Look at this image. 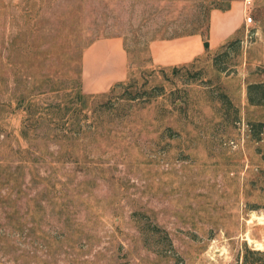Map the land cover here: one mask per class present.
Wrapping results in <instances>:
<instances>
[{
	"label": "rangeland",
	"instance_id": "1",
	"mask_svg": "<svg viewBox=\"0 0 264 264\" xmlns=\"http://www.w3.org/2000/svg\"><path fill=\"white\" fill-rule=\"evenodd\" d=\"M233 2L243 23L223 45L150 64L151 39L205 33ZM106 36L122 39L127 78L86 93L82 51ZM252 82L264 0H0V264H243L246 247L264 251Z\"/></svg>",
	"mask_w": 264,
	"mask_h": 264
},
{
	"label": "crops",
	"instance_id": "2",
	"mask_svg": "<svg viewBox=\"0 0 264 264\" xmlns=\"http://www.w3.org/2000/svg\"><path fill=\"white\" fill-rule=\"evenodd\" d=\"M244 7L233 3L226 9L213 8L208 16V47L223 45L236 35L243 23ZM201 33L194 32L148 42L150 64L157 67H179L192 63L205 52ZM81 86L86 93L108 91L127 78L128 56L118 36L92 41L81 54Z\"/></svg>",
	"mask_w": 264,
	"mask_h": 264
},
{
	"label": "trees",
	"instance_id": "3",
	"mask_svg": "<svg viewBox=\"0 0 264 264\" xmlns=\"http://www.w3.org/2000/svg\"><path fill=\"white\" fill-rule=\"evenodd\" d=\"M208 27L207 25L206 32L201 33L204 40L205 49L208 48ZM198 32L196 30L191 31L190 33ZM189 34V33H188ZM239 39L231 40L225 45V50L222 52L223 54H228L230 51V47L233 44H238ZM247 100L250 104L254 105H264V82H252L247 85ZM250 130H252L257 138H259V134L264 130V122H250L249 123ZM264 257V251L260 250H252L249 248H245L243 255V264H256L261 258Z\"/></svg>",
	"mask_w": 264,
	"mask_h": 264
},
{
	"label": "bare ground",
	"instance_id": "4",
	"mask_svg": "<svg viewBox=\"0 0 264 264\" xmlns=\"http://www.w3.org/2000/svg\"><path fill=\"white\" fill-rule=\"evenodd\" d=\"M251 216V215H250ZM249 216V217H250ZM252 217H256V218H261L262 216H260V215H253ZM251 220V218L250 219H248V221H250ZM258 220V219H257ZM262 221V220H261ZM247 235V234H246ZM247 240H249L250 242L252 241V239L250 238V237H248V239ZM256 246H257V248H262L263 247V245H262V243L259 241V242H256V243H254Z\"/></svg>",
	"mask_w": 264,
	"mask_h": 264
}]
</instances>
